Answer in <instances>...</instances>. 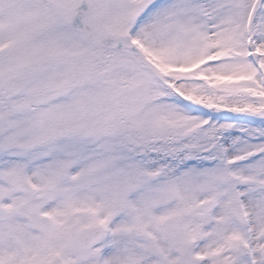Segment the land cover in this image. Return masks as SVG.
Here are the masks:
<instances>
[{"label":"snow or ice","instance_id":"obj_1","mask_svg":"<svg viewBox=\"0 0 264 264\" xmlns=\"http://www.w3.org/2000/svg\"><path fill=\"white\" fill-rule=\"evenodd\" d=\"M0 264H264V0H0Z\"/></svg>","mask_w":264,"mask_h":264}]
</instances>
